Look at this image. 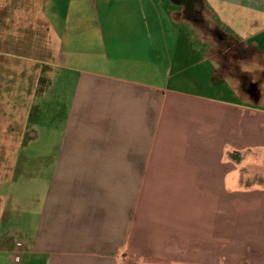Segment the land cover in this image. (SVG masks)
<instances>
[{
    "label": "crops",
    "instance_id": "obj_1",
    "mask_svg": "<svg viewBox=\"0 0 264 264\" xmlns=\"http://www.w3.org/2000/svg\"><path fill=\"white\" fill-rule=\"evenodd\" d=\"M94 8L61 34L65 114L21 150L42 197L19 264H264V94L227 71L258 45L215 50L217 69L161 0Z\"/></svg>",
    "mask_w": 264,
    "mask_h": 264
},
{
    "label": "rangeland",
    "instance_id": "obj_2",
    "mask_svg": "<svg viewBox=\"0 0 264 264\" xmlns=\"http://www.w3.org/2000/svg\"><path fill=\"white\" fill-rule=\"evenodd\" d=\"M253 1L202 0L186 19L175 15L173 26L180 45L191 55L197 48L207 53L208 45L194 38L195 25L211 33L218 46L214 50H227L235 41L246 49L250 44L258 45L264 53V17L252 10L257 8ZM259 1L264 7V0ZM161 2L171 15L182 12L168 0ZM67 19L97 20L94 0H0V264H19L21 256L12 249L27 245L34 232L42 185L35 181V158L20 155L26 144L23 150L35 154L36 138L29 139L37 129L45 136L54 120L59 122L58 117L65 114L64 94L58 92L73 82L59 78L63 74L54 62ZM237 63L227 66V71L239 76L241 82ZM245 75L252 81L249 74ZM255 83L264 94V78L260 75ZM50 133L53 135V129ZM7 256L13 258L12 263Z\"/></svg>",
    "mask_w": 264,
    "mask_h": 264
},
{
    "label": "clouds",
    "instance_id": "obj_3",
    "mask_svg": "<svg viewBox=\"0 0 264 264\" xmlns=\"http://www.w3.org/2000/svg\"><path fill=\"white\" fill-rule=\"evenodd\" d=\"M210 27V25H209ZM192 32L194 38L198 39L201 43H206L208 45L207 53L213 55L215 59L213 63H215L216 68H220V63L218 58L213 54L214 49H217L218 46L215 45L211 33L206 31L204 28L199 26H192ZM241 73H247L251 76V80L256 82L257 79L260 78V73H264V53H260L259 55H253L250 60L240 61L237 63ZM236 82L237 87L239 86V81L231 78Z\"/></svg>",
    "mask_w": 264,
    "mask_h": 264
},
{
    "label": "flooded vegetation",
    "instance_id": "obj_4",
    "mask_svg": "<svg viewBox=\"0 0 264 264\" xmlns=\"http://www.w3.org/2000/svg\"><path fill=\"white\" fill-rule=\"evenodd\" d=\"M170 1L173 5L178 6L182 8V11L186 16L188 17L189 13L192 12L194 9V6L197 4H200L202 0H168ZM239 52V50H236ZM250 90V88L248 89Z\"/></svg>",
    "mask_w": 264,
    "mask_h": 264
}]
</instances>
